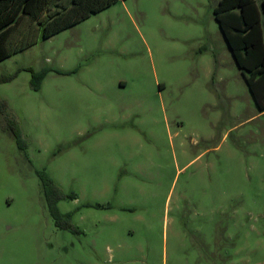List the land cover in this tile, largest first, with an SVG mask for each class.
Wrapping results in <instances>:
<instances>
[{
	"label": "rangeland",
	"instance_id": "rangeland-1",
	"mask_svg": "<svg viewBox=\"0 0 264 264\" xmlns=\"http://www.w3.org/2000/svg\"><path fill=\"white\" fill-rule=\"evenodd\" d=\"M215 2L118 0L0 60V264H264V113Z\"/></svg>",
	"mask_w": 264,
	"mask_h": 264
},
{
	"label": "trees",
	"instance_id": "trees-1",
	"mask_svg": "<svg viewBox=\"0 0 264 264\" xmlns=\"http://www.w3.org/2000/svg\"><path fill=\"white\" fill-rule=\"evenodd\" d=\"M118 0H0V60L48 36L67 28ZM212 15L240 70L256 110L264 113V0H217ZM47 69L30 70L29 84L35 90ZM56 72L60 73V70ZM0 76V82L9 80ZM0 105L5 102L0 99ZM16 145L23 140L19 130L9 125ZM42 194L48 212L60 229L76 230L61 213L57 202L72 198L63 193L50 178L42 182Z\"/></svg>",
	"mask_w": 264,
	"mask_h": 264
},
{
	"label": "crops",
	"instance_id": "crops-1",
	"mask_svg": "<svg viewBox=\"0 0 264 264\" xmlns=\"http://www.w3.org/2000/svg\"><path fill=\"white\" fill-rule=\"evenodd\" d=\"M217 1V0H216ZM257 2V1H256ZM216 3V2H215Z\"/></svg>",
	"mask_w": 264,
	"mask_h": 264
}]
</instances>
